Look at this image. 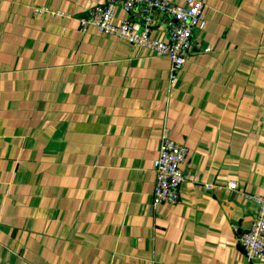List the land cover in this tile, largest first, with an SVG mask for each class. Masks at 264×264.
<instances>
[{
	"label": "crops",
	"instance_id": "0c3cea01",
	"mask_svg": "<svg viewBox=\"0 0 264 264\" xmlns=\"http://www.w3.org/2000/svg\"><path fill=\"white\" fill-rule=\"evenodd\" d=\"M104 1L0 0V264H264L237 240L264 189V0H204L173 84L169 58L79 31ZM163 128L186 177L154 209Z\"/></svg>",
	"mask_w": 264,
	"mask_h": 264
},
{
	"label": "built area",
	"instance_id": "2783aa9c",
	"mask_svg": "<svg viewBox=\"0 0 264 264\" xmlns=\"http://www.w3.org/2000/svg\"><path fill=\"white\" fill-rule=\"evenodd\" d=\"M120 7L126 18L115 22V13ZM204 0H105L92 5L84 15L78 17V29L85 32L93 27L100 34L116 37L127 44L146 49L154 56L170 59L169 83L173 84L177 72L183 67L186 57L194 47V31H203L206 26ZM139 11L142 21L129 19L131 12ZM167 16L165 39L152 35L153 12ZM209 47L204 51H208ZM188 148L173 141L167 128H163L157 156L153 159L154 185L152 207L162 204L174 205L180 201L179 188L185 181L183 165ZM211 187L213 185H206ZM231 190L238 189V183L230 180L225 184ZM255 207L250 225L237 236L238 243L247 262H258L264 258V189L261 193H242Z\"/></svg>",
	"mask_w": 264,
	"mask_h": 264
}]
</instances>
